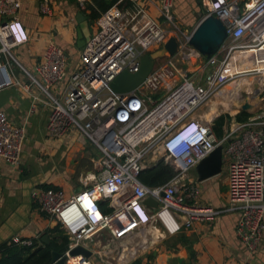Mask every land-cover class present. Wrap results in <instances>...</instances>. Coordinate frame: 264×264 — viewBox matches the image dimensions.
<instances>
[{"label":"built area","instance_id":"obj_1","mask_svg":"<svg viewBox=\"0 0 264 264\" xmlns=\"http://www.w3.org/2000/svg\"><path fill=\"white\" fill-rule=\"evenodd\" d=\"M241 1L242 7L238 0H208L205 16L218 17L227 35L211 57L199 55L188 43L191 33L176 27V0H161L160 5L161 18L175 30L174 36L137 0H117L96 20L76 65H71L65 50L50 43L29 73L13 54L29 40L20 20L22 2L0 0L1 88L16 86L14 70H21L49 108L48 136L60 138L78 131L100 153L93 162L97 173L92 183L84 181L77 193L66 196L60 189L31 192L37 210L68 239L65 264H91L90 257H70L69 252L81 247L91 253L92 245L104 235L108 246L128 244L131 248L133 241H143L144 230L157 223L172 235L195 222L209 223L227 213L237 216L235 235L244 249L252 254L258 248L264 233V109L245 122L223 126L220 139L212 123L197 114L222 95L230 82L248 73L237 69L244 59L257 54L264 64V0ZM83 2H79L81 8ZM39 10L49 15V1L41 0ZM171 37L178 44L174 56L161 57L166 60L157 66L156 59L152 71L134 91H111L110 84L119 74L136 73L141 58L161 50ZM185 57L195 71L183 68ZM36 100L33 98V108ZM185 131L193 133L190 141L177 140ZM24 141L25 128L0 110V160L17 165ZM219 146L228 176L224 208L200 203L182 183L185 174ZM160 160L169 164L175 175L162 186H144L139 173ZM148 198L156 201L155 208L144 205ZM129 229L133 230L127 236ZM12 243L32 245L17 239Z\"/></svg>","mask_w":264,"mask_h":264},{"label":"crops","instance_id":"obj_2","mask_svg":"<svg viewBox=\"0 0 264 264\" xmlns=\"http://www.w3.org/2000/svg\"><path fill=\"white\" fill-rule=\"evenodd\" d=\"M48 1L51 13L44 15L39 10L41 0H21L20 20L29 40L15 48L13 54L29 73H33L50 43L65 50L73 66L77 64L81 51L77 47L76 16L80 12L87 21L90 11L86 7L92 0H84V8H81L80 0L74 3ZM137 3L174 36L175 30L161 18V0H137ZM238 3L242 7L244 1L238 0ZM207 4L208 0H176L173 10L176 27L191 33L204 18ZM96 20L88 23L91 34ZM188 64V72L196 70L191 63ZM14 82L18 84L0 89V110L10 121L25 128V141L17 165L0 160V248L15 239L33 242L45 233H48L49 240L54 225L37 210L31 192L60 189L66 196L77 193L84 181L89 184L96 175L93 162L100 154L78 131L60 138L48 136L45 127L49 108L43 103L38 89L19 69L14 70ZM258 90L254 89V92ZM33 98L39 99L34 108ZM182 183L200 203L214 208L226 207L228 176L225 158L220 174L198 181L195 168H192ZM236 223L237 216L227 213L209 223L195 222L192 227H183L172 235L157 223L155 228L144 230L143 241H133L131 248L128 244L108 246V238L104 235L99 243L92 245L90 261L91 264H264V233L258 248L249 254L235 235Z\"/></svg>","mask_w":264,"mask_h":264},{"label":"water","instance_id":"obj_3","mask_svg":"<svg viewBox=\"0 0 264 264\" xmlns=\"http://www.w3.org/2000/svg\"><path fill=\"white\" fill-rule=\"evenodd\" d=\"M70 3H74L76 0H68ZM78 23L77 30V47L81 49L89 40L91 32L88 27V22L85 17L79 12L76 16ZM226 29L223 22L216 16L207 15L204 16L194 28L190 34L189 45L199 55L204 57H211L222 46L226 39ZM177 41L175 37H171L163 45L162 49L156 51L149 56H143L141 58L140 68L136 73L122 72L114 81L110 84V89L115 94H125L134 91L149 75L154 66V61L158 58L168 55L174 56L177 52ZM189 57L184 58V69H189L188 64ZM3 86V78L0 75V88ZM251 109L249 103L244 102L241 106V110L246 112ZM223 165V148L217 147L206 159L201 161L196 167L195 172L198 176V181H204L211 177H214L221 173ZM144 205L146 207L155 208L157 206L156 201L148 198ZM42 242L46 245L49 244V240L46 236L42 238ZM84 255L90 257V252L84 250L81 247L74 248L69 252V256ZM67 258L63 253L52 252L51 264H65Z\"/></svg>","mask_w":264,"mask_h":264},{"label":"trees","instance_id":"obj_4","mask_svg":"<svg viewBox=\"0 0 264 264\" xmlns=\"http://www.w3.org/2000/svg\"><path fill=\"white\" fill-rule=\"evenodd\" d=\"M115 1L110 0H92L91 4H87V10L90 11L87 16L88 23L99 18L100 14L109 9ZM252 53V52H251ZM254 54V53H252ZM248 59H245V61ZM256 61V60H255ZM250 62V61H249ZM255 64V63H254ZM256 64H260L261 76H264V65L258 60ZM247 64H242L240 67L247 69ZM255 66V65H253ZM263 78H259V83L262 85ZM259 90L262 87L257 86ZM212 117V116H211ZM250 118V114L241 112L234 117L236 122H245ZM228 115H221L212 122V130L216 138L220 139L223 135V126L231 121ZM175 175L174 169L160 160L156 163L144 168L138 176L139 181L148 188L159 187L166 184ZM104 207L101 205V208ZM108 212L109 210H104ZM52 236H49V244L42 242L44 236L48 233L34 239L31 246L18 245L14 243L5 244L0 248V264H51V253H64L68 248V239L60 229L55 226L50 230Z\"/></svg>","mask_w":264,"mask_h":264},{"label":"rangeland","instance_id":"obj_5","mask_svg":"<svg viewBox=\"0 0 264 264\" xmlns=\"http://www.w3.org/2000/svg\"><path fill=\"white\" fill-rule=\"evenodd\" d=\"M165 60V58L157 59L155 66ZM258 60L260 61L256 54V57L243 61L242 64L248 63V68L245 70V72L248 73H245L230 82L223 90L227 93L223 92V96L215 97L207 106H205V108L197 112V114L201 116L203 120L210 123L215 120L214 118H218L221 115H228L232 118V120L227 123V125H229L232 121H235L234 117L237 114L244 112L241 110V106L244 102H247L252 106L249 111H246V113L255 115L258 110L264 109V76H261L262 70L259 69L260 64H256ZM254 63L256 64L255 66H253ZM237 69L243 72L240 70V65ZM254 69L255 71H259V73L254 72ZM259 78H263L262 85L259 83ZM254 86H260L262 89L254 92ZM212 110H214V112H212ZM211 112L213 113L212 117H207V113H210L209 116H211Z\"/></svg>","mask_w":264,"mask_h":264},{"label":"bare ground","instance_id":"obj_6","mask_svg":"<svg viewBox=\"0 0 264 264\" xmlns=\"http://www.w3.org/2000/svg\"><path fill=\"white\" fill-rule=\"evenodd\" d=\"M190 38V37H189ZM242 55H240V56H238V58H240ZM262 65H264V64H262ZM240 70H242L243 71V69L240 67ZM253 89H259L257 86H254V88ZM225 93H227V92H225ZM224 95V93L222 94V95H220V96H223ZM223 102V101H222ZM225 103V102H224ZM258 105V104H257ZM213 106V105H212ZM218 106V105H217ZM220 106V105H219ZM256 108V107H255ZM211 109V108H210ZM212 112H214V110H212ZM211 112V113H212ZM210 115V113H207V117H211L212 115H213V113L211 114V116H209ZM131 230H133V229H129L126 233H128V232H130ZM125 233V234H126ZM130 233H128L127 234V236L129 235ZM131 259V258H130ZM69 264H73V262L71 261Z\"/></svg>","mask_w":264,"mask_h":264},{"label":"clouds","instance_id":"obj_7","mask_svg":"<svg viewBox=\"0 0 264 264\" xmlns=\"http://www.w3.org/2000/svg\"><path fill=\"white\" fill-rule=\"evenodd\" d=\"M193 133H190V134H187V131H185L182 135H180L178 138H177V140H181V141H184V140H186V141H190L189 140V138H190V136L192 135Z\"/></svg>","mask_w":264,"mask_h":264},{"label":"flooded vegetation","instance_id":"obj_8","mask_svg":"<svg viewBox=\"0 0 264 264\" xmlns=\"http://www.w3.org/2000/svg\"><path fill=\"white\" fill-rule=\"evenodd\" d=\"M82 49V48H81Z\"/></svg>","mask_w":264,"mask_h":264}]
</instances>
